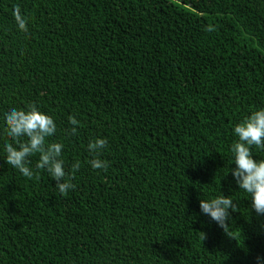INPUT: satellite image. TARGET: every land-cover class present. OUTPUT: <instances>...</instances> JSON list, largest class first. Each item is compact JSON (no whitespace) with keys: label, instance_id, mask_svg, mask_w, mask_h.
<instances>
[{"label":"trees","instance_id":"16d2710c","mask_svg":"<svg viewBox=\"0 0 264 264\" xmlns=\"http://www.w3.org/2000/svg\"><path fill=\"white\" fill-rule=\"evenodd\" d=\"M33 103L64 144L65 195L38 154L32 178L5 162L3 113ZM261 107L264 0H0V264H257L264 217L230 170ZM222 195L226 230L200 210Z\"/></svg>","mask_w":264,"mask_h":264},{"label":"clouds","instance_id":"9594fccd","mask_svg":"<svg viewBox=\"0 0 264 264\" xmlns=\"http://www.w3.org/2000/svg\"><path fill=\"white\" fill-rule=\"evenodd\" d=\"M14 17L19 30L26 31L28 22L19 6L15 8ZM2 119L7 136L13 141L3 145L7 164L18 169L23 176L32 178L35 173L29 166L30 158L38 154L36 168L47 171L49 177L56 182L55 188L62 195L75 188L67 178L65 160L62 158L64 144L49 141L57 132V124L52 115L33 103L23 108L10 106L3 113ZM69 122L73 126L71 132L76 133L80 121L75 116H70ZM233 131L238 140L231 146L232 162L235 165L230 170L231 175L239 189L244 190L250 197L252 210L257 216L264 217V158L257 159L252 152L253 146L264 148V107L254 110L236 124ZM106 143L103 138L90 141L89 151L98 154ZM89 163L93 169L106 170L108 167V163L98 158V155ZM80 166L79 161L72 165L75 171H78ZM230 209H234V201L226 195L200 200L201 212L224 230L228 224ZM257 264H264V257H258Z\"/></svg>","mask_w":264,"mask_h":264}]
</instances>
